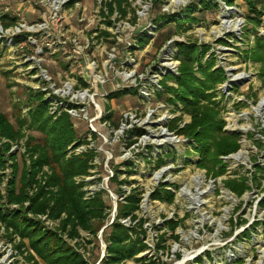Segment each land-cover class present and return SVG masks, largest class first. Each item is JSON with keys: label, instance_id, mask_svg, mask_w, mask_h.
Masks as SVG:
<instances>
[{"label": "rangeland", "instance_id": "374dc122", "mask_svg": "<svg viewBox=\"0 0 264 264\" xmlns=\"http://www.w3.org/2000/svg\"><path fill=\"white\" fill-rule=\"evenodd\" d=\"M79 1L65 9L63 25L65 37H74L80 51L68 40L64 49L55 42L53 54L42 35L33 43L23 36L17 44H10L6 34L0 37V111L15 128L25 125L16 142L0 136V147L9 144L0 171L1 193L6 196L14 177L17 187L30 165L27 137L41 141L26 126L30 106L39 95L53 93L51 86L60 89L67 82L76 90L83 81L90 97L81 104L84 112L68 114L76 139L68 151H93L85 189L108 193L110 221L126 195L139 194L137 215L145 220L150 247L139 256L156 258L157 264H264V60L253 54L255 39H264V0H253L262 13L258 20L243 0ZM203 1L215 13L189 23L188 16L204 9ZM5 11L20 12L32 22L41 20L44 9L34 0H0V12ZM171 16L182 22L170 23ZM189 44L197 47L203 65L222 74L223 80L206 91L209 101L201 104L214 108L222 133L236 136L239 146L216 164L201 160L195 139L180 132L193 120L191 109L173 95L179 89V47ZM193 69L200 77L198 62ZM96 75L103 76L102 85ZM83 140L88 144L72 150ZM160 158L165 163L156 168ZM115 175L116 182H110ZM229 181L241 193L232 191ZM160 185L173 191L172 203L151 201ZM168 220L179 223L173 233L165 228ZM43 226L55 228L51 222ZM103 229L97 234L98 247L85 243L80 249L91 264L105 253ZM162 233L167 248L157 253ZM3 240L0 233V264L10 259L12 264L17 258L6 256Z\"/></svg>", "mask_w": 264, "mask_h": 264}, {"label": "trees", "instance_id": "16d2710c", "mask_svg": "<svg viewBox=\"0 0 264 264\" xmlns=\"http://www.w3.org/2000/svg\"><path fill=\"white\" fill-rule=\"evenodd\" d=\"M232 4L235 0H224ZM250 8L252 18L258 20L260 11L253 0H243ZM202 11L188 16V22L205 20L209 13H215L208 1H203ZM120 7V4L118 5ZM16 18L9 14L0 15V22L4 28L13 24ZM170 23H181L179 18L170 17ZM162 35V34H161ZM171 35V33H170ZM169 35V36H170ZM164 36V35H162ZM16 40L21 41L22 37ZM254 55L264 60V39L257 37ZM260 53V55L258 54ZM181 72L177 78L178 91L173 94L177 100L191 109L193 120L180 132L196 141V149L201 160H210L214 164L218 157L235 153L239 146L236 136H226L222 133L223 122L218 119L214 108L201 104L209 101L206 91L212 89L216 83L223 80L220 71H211V65H203L197 47L192 44L179 47ZM198 62L200 77L196 76L193 64ZM82 87L87 84L81 81ZM169 91L165 92L167 95ZM117 95L120 92L117 91ZM125 94H129L125 91ZM166 98V97H165ZM173 98L165 100L174 102ZM50 100L40 96L35 105L30 106L26 119L27 128L40 134L41 141L37 142L32 136H26L29 149V167L26 169L16 187L15 177L10 181L6 196L0 191V227L3 229L2 238L14 244L24 262L39 264H91L80 249L84 244L98 247V232L105 246L104 256L98 254V264H157L156 258L139 256L149 249L146 242L145 220L139 218L140 210L138 193L126 195L117 205L115 218L110 223V208L107 205L108 193L101 190L92 192L85 189V179L93 169V151L85 153H69L70 147L76 140L69 115L61 108L53 115L49 111ZM24 123L15 128L8 118L0 111V136L9 142H16L22 136ZM137 132V131H136ZM139 135V134H135ZM8 142V143H9ZM88 144L85 140L78 141L74 149ZM9 151V144L0 147V171L4 166V155ZM164 159H158L156 168L164 164ZM223 171H219L217 175ZM117 175L110 179L116 182ZM2 179L0 178V185ZM227 182L228 187L241 193L234 185ZM174 193L160 185L151 193V201L172 203ZM264 204V203H263ZM10 205H17L18 209H10ZM40 218H44L43 221ZM122 220H128L129 225ZM51 222L54 229H47L44 223ZM167 231L173 233L179 223L174 220L164 222ZM85 235H82V234ZM248 234V233H246ZM166 233L157 237L155 252L166 249ZM90 237V238H88ZM177 240V236H173ZM163 244V245H161ZM101 258V259H100ZM15 264H24L19 263Z\"/></svg>", "mask_w": 264, "mask_h": 264}, {"label": "built area", "instance_id": "2783aa9c", "mask_svg": "<svg viewBox=\"0 0 264 264\" xmlns=\"http://www.w3.org/2000/svg\"><path fill=\"white\" fill-rule=\"evenodd\" d=\"M34 1H37V3L40 4V7H43L44 9L41 20L27 22L20 12L17 13H10L7 11L0 12V15L9 14L10 16L16 18L15 22L7 26V28H4L2 23L0 22L2 26L0 27V37L1 35L6 34V38L10 44H17L16 43L17 37H22L23 39V36H25L24 41L26 40L29 43H33L35 42L34 37L36 35H42L47 39L48 43L46 47L54 54L55 50L52 49V46L55 45V42H57V44L61 47V49H64V47L68 45L69 39L68 37H65V31H64L65 29L63 25L64 23L65 26L67 25L66 21L68 14H65L66 12L65 9L70 7V5L72 6V4L73 6L79 5L80 1L79 0H34ZM99 1L100 2L105 1L104 3H106V1L110 2L111 0H99ZM114 14L116 15L117 12H114ZM18 44L21 45L22 43H18ZM69 45H71L75 51L76 50L80 51L82 49L81 48L82 46L79 45L78 41L74 37L69 40ZM89 66L93 67L94 62L89 63ZM96 79L100 85L104 83L103 82L104 78L102 75H98V76L96 75ZM88 88L89 87L87 84V87L85 88L82 87L81 85V87L77 88L76 90H73V88H71L69 86V83L67 82L63 83L60 89L57 88L54 89V86H51V91L53 93L51 94L44 93V98L46 100L51 101L49 104L50 113L53 115L54 113L58 112L60 108L70 116L72 114H75L76 111L79 110H81V112H84V108L81 106V104L83 105L84 101H86L87 98L90 97V95L88 94L89 90H87ZM58 93H61V95L66 96V98L63 97L62 99H60L59 97L54 95ZM141 202L142 200L140 201V209H141ZM111 222L112 220L110 221V223ZM121 222L126 225H129L128 223H130L128 222V220H122ZM0 233L1 234L3 233V229L1 227H0ZM5 244L6 245L3 249L6 252V256L12 253L13 254L12 259L17 258L16 261H14L12 264L17 263L18 261L19 263L33 264V262H29V263L24 262L23 258L24 256H26V254H24L23 256L20 255L18 251L15 249L14 244L9 242H6ZM12 247L14 248L15 251H13ZM104 250H105V246H104ZM10 262L11 259L7 261V264Z\"/></svg>", "mask_w": 264, "mask_h": 264}, {"label": "water", "instance_id": "95a60500", "mask_svg": "<svg viewBox=\"0 0 264 264\" xmlns=\"http://www.w3.org/2000/svg\"><path fill=\"white\" fill-rule=\"evenodd\" d=\"M103 256H104V255H103ZM103 256H101V258H102ZM101 258H100V259H101Z\"/></svg>", "mask_w": 264, "mask_h": 264}]
</instances>
